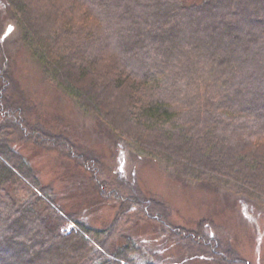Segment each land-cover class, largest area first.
I'll return each mask as SVG.
<instances>
[{
    "label": "trees",
    "instance_id": "obj_1",
    "mask_svg": "<svg viewBox=\"0 0 264 264\" xmlns=\"http://www.w3.org/2000/svg\"><path fill=\"white\" fill-rule=\"evenodd\" d=\"M7 1L22 42L81 110L180 179L264 206L256 178L264 144L252 142L264 138V0ZM183 27L205 38L180 34ZM5 52L0 38V264L172 262L147 254L132 235L140 221L156 224L179 252L212 264H251L203 222L174 223L166 201L115 182L104 160L80 150L69 134L29 119ZM113 91L120 102L127 94L125 116L107 103ZM19 142L56 149L89 170L100 195L120 203L111 224L98 228L67 212Z\"/></svg>",
    "mask_w": 264,
    "mask_h": 264
},
{
    "label": "rangeland",
    "instance_id": "obj_2",
    "mask_svg": "<svg viewBox=\"0 0 264 264\" xmlns=\"http://www.w3.org/2000/svg\"><path fill=\"white\" fill-rule=\"evenodd\" d=\"M199 1L187 0V3ZM90 18L84 17L85 20ZM181 30L180 34L187 32L193 34L190 37L205 38L204 31L193 32L192 28L186 27ZM0 38L6 50L5 63H9L17 83L15 97L27 105L29 119L42 121L51 130L69 134L80 150L102 158L108 176L115 182L125 183L129 188L139 186L147 194L166 201L174 223L198 227L203 222L207 231L218 233L251 264H264V206L209 182L180 179L163 161L137 154L105 122L81 110L71 96L47 77L41 62L22 42L19 21L7 0H0ZM116 92L110 94L107 103L125 116L129 107L127 94L120 102L113 97ZM252 142L261 146L264 138L255 140L253 136ZM15 145L35 167L42 181L53 184L58 200L67 212L76 213L78 218L98 228L111 224L120 203L100 195L89 170L56 149L47 150L32 143ZM211 162L209 159L206 164ZM256 178L260 188H264V166L256 172ZM73 225L75 223H70L64 229L69 231ZM131 233L144 245L147 254L153 252L159 261L196 264L194 261L199 260L198 264H212L192 252H179L181 249L154 223L140 221Z\"/></svg>",
    "mask_w": 264,
    "mask_h": 264
},
{
    "label": "snow or ice",
    "instance_id": "obj_3",
    "mask_svg": "<svg viewBox=\"0 0 264 264\" xmlns=\"http://www.w3.org/2000/svg\"><path fill=\"white\" fill-rule=\"evenodd\" d=\"M9 32H11L12 31V29L11 28H9V30H8Z\"/></svg>",
    "mask_w": 264,
    "mask_h": 264
}]
</instances>
